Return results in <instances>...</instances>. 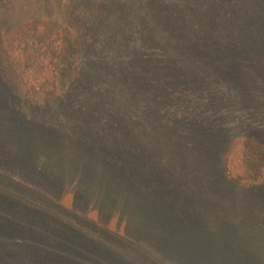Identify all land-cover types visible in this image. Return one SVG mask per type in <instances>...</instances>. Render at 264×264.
Wrapping results in <instances>:
<instances>
[{"label":"rangeland","instance_id":"rangeland-1","mask_svg":"<svg viewBox=\"0 0 264 264\" xmlns=\"http://www.w3.org/2000/svg\"><path fill=\"white\" fill-rule=\"evenodd\" d=\"M262 1L0 0V42L40 18L81 46L58 98L0 74V264H264V178L221 167L236 140L264 149ZM149 54L163 76L134 94Z\"/></svg>","mask_w":264,"mask_h":264},{"label":"trees","instance_id":"trees-1","mask_svg":"<svg viewBox=\"0 0 264 264\" xmlns=\"http://www.w3.org/2000/svg\"><path fill=\"white\" fill-rule=\"evenodd\" d=\"M258 10L264 11L263 6L260 5ZM182 42H187V39ZM80 47L74 31L64 24L53 20L32 19L18 25L0 42V74L13 92L32 103L58 98L78 75ZM181 55L183 56L181 52L177 55L170 54L167 57L171 60L162 65L176 64L174 62L179 59L177 56ZM143 59L130 64V78L139 81L132 85L134 94L143 91L142 85H146L149 80H157L163 76L150 69V64L154 62L161 65V57L149 54ZM183 68L184 65L176 70ZM221 167L225 178L239 187H258L264 178V149L251 140H236L225 150ZM98 202V207L95 208L97 213L102 208ZM92 204L95 202L91 200V209ZM106 204L108 206L107 202ZM109 206L108 211L115 213V207ZM96 218L99 219V216L96 215ZM126 233L130 236L129 231ZM101 242L114 248L115 244L108 238Z\"/></svg>","mask_w":264,"mask_h":264}]
</instances>
